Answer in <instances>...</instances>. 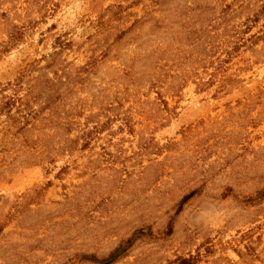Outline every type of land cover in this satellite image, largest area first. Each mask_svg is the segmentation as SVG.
I'll list each match as a JSON object with an SVG mask.
<instances>
[{
  "label": "rangeland",
  "instance_id": "374dc122",
  "mask_svg": "<svg viewBox=\"0 0 264 264\" xmlns=\"http://www.w3.org/2000/svg\"><path fill=\"white\" fill-rule=\"evenodd\" d=\"M130 237L264 264V0H0V264Z\"/></svg>",
  "mask_w": 264,
  "mask_h": 264
},
{
  "label": "trees",
  "instance_id": "16d2710c",
  "mask_svg": "<svg viewBox=\"0 0 264 264\" xmlns=\"http://www.w3.org/2000/svg\"><path fill=\"white\" fill-rule=\"evenodd\" d=\"M188 196H185L182 198V201L186 200ZM132 240V237H130L129 239H127L125 241V244L122 246V245H119L117 246L113 251H111V253H109L106 257L100 259L98 261L99 264H110L111 262H113L115 260V258L119 255L120 251L122 249H124L126 247V244H130Z\"/></svg>",
  "mask_w": 264,
  "mask_h": 264
}]
</instances>
